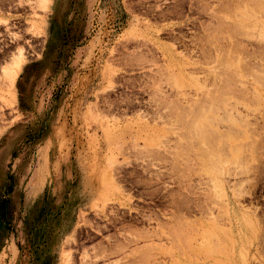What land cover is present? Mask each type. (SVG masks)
Here are the masks:
<instances>
[{
  "label": "rangeland",
  "instance_id": "1",
  "mask_svg": "<svg viewBox=\"0 0 264 264\" xmlns=\"http://www.w3.org/2000/svg\"><path fill=\"white\" fill-rule=\"evenodd\" d=\"M260 4L0 0V264H264Z\"/></svg>",
  "mask_w": 264,
  "mask_h": 264
},
{
  "label": "bare ground",
  "instance_id": "2",
  "mask_svg": "<svg viewBox=\"0 0 264 264\" xmlns=\"http://www.w3.org/2000/svg\"><path fill=\"white\" fill-rule=\"evenodd\" d=\"M247 1H248V0H247ZM263 1H264V0H263ZM252 3H253V2H252ZM260 3H261V2H260ZM261 5H264V4H260V6H261ZM251 7H253V6H251ZM254 7H255V6H254ZM263 8H264V7H263ZM263 8H261V9H263ZM252 9H253V8H252ZM258 9H259V8H258ZM261 9H260V11H261ZM254 10H255V9H254ZM263 10H264V9H263ZM263 10H262V11H263ZM260 11H259V12H260ZM234 12H235V11H234ZM249 14H250V13H249ZM253 14H254V12H253ZM219 15H220V14H219ZM246 16H248V15L246 14ZM249 16H251V15H249ZM255 16H256V14H255ZM234 17H235V15H234ZM257 17H258V16H257ZM245 18H246V17H245ZM247 18H248V17H247ZM249 18H250V17H249ZM250 19H251V18H250ZM256 22H257V20H256ZM257 23H258V22H257ZM237 24H239V23L237 22ZM252 24H253V23H252ZM252 24H251V25H252ZM227 25H228V24H227ZM227 25H226V26H227ZM233 25H234V24H233ZM239 25H240V24H239ZM263 25H264V24H262V26H263ZM223 26H224V25H223ZM254 26H255V25H254ZM230 27H232V26H230ZM234 27H235V25H234ZM240 27H242V26H240ZM240 27H239V28H240ZM247 27H248V26H247ZM255 27H256V26H255ZM257 27H258V26H257ZM237 28H238V27H237ZM237 28H236V29H237ZM245 28H246V25H245ZM229 29H230V28H229ZM232 29H233V27H232ZM211 30H212V29H211ZM234 30H235V28H234ZM238 30H240V29H238ZM241 30H242V29H241ZM248 31H249V30H248ZM254 31H255V30H254ZM254 31H253V32H254ZM207 32H208V31H207ZM219 32H220V31H219ZM229 32H230V31H229ZM231 32H234V31H231ZM258 32H259V31H258ZM221 33H222V31H221ZM221 33H220V34H221ZM225 33H226V32H225ZM238 33H239V32H238ZM250 33H251V31H250ZM234 34H235V33H234ZM236 34H237V33H236ZM236 34H235V35H236ZM243 34H244V33H243ZM263 34H264V33H263ZM246 35H247V34L245 33V37H246ZM251 35H253V34H251ZM254 35H255V34H254ZM259 35H260V34H259ZM259 35H258V36H259ZM248 36H249V35H248ZM258 36H257V37H258ZM223 37H224V35H223ZM228 37H231V36L229 35ZM243 37H244V36H243ZM249 37H250V36H249ZM231 38H232V37H231ZM247 38H248V37H247ZM210 39H211V38H210ZM219 39H220V38H219ZM224 39H225V38H224ZM217 40H218V39H217ZM233 41H234V40H233ZM215 42H216V41H215ZM231 42H232V41H231ZM213 43H214V42H213ZM232 43H233V42H232ZM232 43H231V44H232ZM231 44H230V45H231ZM236 47H237V46H236ZM206 48H207V47H206ZM234 48H235V47H234ZM231 49H232V48H231ZM219 50H220V49H219ZM226 50H227V49H226ZM229 50H230V49H229ZM241 51H242V50H241ZM258 51H259V50H258ZM263 51H264V50H263ZM220 52H221V51H220ZM220 52L218 53L219 57H220ZM225 53H226V52H225ZM238 53H239V52H238ZM235 54H236V53H235ZM241 54H242V52H241ZM259 54H260V53H259ZM224 56H225V55H224ZM226 56H228V53H227ZM233 56H234V55H233ZM236 56H237V55H236ZM236 56H235V57H236ZM219 57H218V59H219ZM228 57H229V56H228ZM239 57H240V56H239ZM247 57H248V56H247ZM229 58H230V57H229ZM229 58H228V59H229ZM231 58H232V57H231ZM236 58H237V57H236ZM243 58H244V57H243ZM221 59H222V58H221ZM232 59H233V58H232ZM237 59H238V58H237ZM241 59H242V58H241ZM244 59H246V58H244ZM20 60H21V59H20ZM229 60H230V59H229ZM234 60H236V59H234ZM238 60H239V59H238ZM238 60H236V62H238ZM244 61H245V60H244ZM244 61H243V62H244ZM224 62H225V61H224ZM231 62H232V61H231ZM231 62H230V63H231ZM241 62H242V60H241ZM241 62H240V63H241ZM243 62H242V63H243ZM20 63H21V62H20ZM228 63H229V61L227 62V64H228ZM240 63H239V64H240ZM258 63H259V62H258ZM14 64H15V63H14ZM227 64H226V65H227ZM236 64H237V63H236ZM244 64H245V63H244ZM233 66H234V65H233ZM238 66H241V65H238ZM218 67H219V66H218ZM229 67H230V64H229ZM231 67H232V66H231ZM242 67H243V65H242ZM242 67H241V68H242ZM245 67H246V66H245ZM226 68H228V66L225 67V69H226ZM236 68H237V67H235V69H236ZM229 69H230V68H228V69H226V70H229ZM244 69H245V68H244ZM230 70H231V69H230ZM246 70H247V69H246ZM243 71H245V70H243ZM261 71H263V69H262ZM217 72H218V71H217ZM226 72H227V71H226ZM226 72H225V73H226ZM236 72H239V71L236 70L235 73H236ZM228 73H229V72H228ZM231 73H232V71H231ZM242 73H243V72H242ZM17 74H18V73H17ZM179 75H180V74H179ZM221 75H222V74H221ZM224 75H226V74H224ZM238 75L240 76V74H238ZM243 75H244V73H243ZM173 76H174V75H173ZM227 76H228V74H227L225 77H227ZM232 76H233V73H232ZM239 76H238V77H239ZM180 77H181V76H180ZM217 77H218V76H217ZM229 77H231V76L229 75ZM222 78H223V77H222ZM222 78H221V79H222ZM221 79H220V80H221ZM223 79H224V78H223ZM178 80H179V79H178ZM181 80H182V79L179 80V83H178V84L181 83V82H180ZM226 80H227V79H226ZM221 81H222V80H221ZM221 81H220V82H221ZM223 81H224V84H225V80H223ZM238 81H239V80H238ZM240 81H241V80H240ZM174 82H176V80H175ZM215 82H216V81H215ZM243 82H244V81H243ZM226 83H227V82H226ZM236 83H237V82H236ZM236 83H235V84H236ZM176 84H177V83H176ZM217 84H218V83H217ZM211 85H213V84H211ZM230 85H231V84H230ZM178 86H179V85H178ZM181 86H182V84H181ZM215 86H216V85H215ZM225 86L228 87L227 84H226ZM217 87H218V85H217ZM219 88H220V87H219ZM222 88L224 89L225 87H222ZM228 88H229V87H228ZM231 88H233V87H231ZM212 89H213V88H212ZM212 89H211V90H212ZM215 89H216V88H215ZM215 89H214V90H215ZM211 90H210V91H211ZM217 90H218V89H217ZM220 90H221V89H220ZM218 92H219V91H218ZM218 92H217V97H218V95H219ZM236 92H237V91H236ZM211 93H212V92H211ZM214 93H215V91H214ZM222 93H223V91H222ZM240 93H241V92H240ZM244 94H245V93H244ZM244 94H242V95L244 96ZM207 95H208V94H207ZM211 95H214V94L212 93ZM212 97L215 98V96H212ZM220 97H222V95H220ZM220 97H218V98L220 99ZM214 98H213V99H214ZM213 99H212V100H213ZM216 99H217V98H216ZM210 100H211V99H210ZM227 100H228V99H227ZM208 101H209V100H208ZM208 101H206V102H207V103L211 102V101H209V102H208ZM215 101L217 102V100H215ZM215 101H214V102H215ZM223 101H224V100H223ZM174 102H175V101H174ZM201 102H202V101H201ZM225 102H226V101H225ZM211 103H212V102H211ZM171 104H172V103H171ZM209 104H210V103H209ZM235 104H236V103H235ZM169 105H170V104H169ZM178 105H179V104H178ZM214 105L216 106L217 104H214ZM176 106H177V105H176ZM176 106H175V108H176ZM170 107H171V105H170ZM216 107H218V106H216ZM216 107H215V108H216ZM178 108H179V106L177 107V110H178ZM210 108H212V106H211ZM226 108H227V107H226ZM235 108H236V107H235ZM170 109H171V108H170ZM189 109H190V108H188V110H189ZM192 109H193V108H191V111H192ZM225 110H226V109H225ZM175 111H176V110H175ZM175 111H174V112H175ZM181 111H182V110H181ZM225 112H226V111H225ZM227 112H228V111H227ZM194 113H195V112H194ZM194 113H193V114H194ZM178 114H179V113H178ZM180 115H181V114H180ZM191 115H192V112H191ZM194 116H195V115H194ZM194 116L192 115V117H194ZM222 116H223V115H222ZM190 117H191V116H190ZM194 118H196V117H194ZM235 119H236V118H235ZM186 126H187V125H186ZM186 129H187V127L185 128V130H186ZM188 130H189V129H188ZM192 130H193V129H192ZM198 131H199V130H198ZM198 131H196V130L194 131V130H193L192 132H195V133H196V132H198ZM201 131H202V130H201ZM231 131H232V130H231ZM188 132H189V131H188ZM187 134H188V133H187ZM193 134H194V133H192L191 135H193ZM201 134H202L201 132H200V134H199V132H198V137H197V138H202V136H203V139H205V138H204V134H202V136H200ZM188 135H189V134H188ZM191 135H190V136H186V135H185V136H186L187 139H188V137H189V139H191V138H193V136H191ZM211 135H212V134H211ZM211 135L209 134V136H211ZM196 136H197V134H196ZM199 136H200V137H199ZM209 136H208V134H207V138H208ZM108 137H109V136H108ZM224 137H225V136H224ZM227 137H228V136H227ZM231 137H232V136H231ZM194 138H195V140H196V137H194ZM232 138H233V137H232ZM110 139H111V138H110ZM229 139H230V138H229ZM195 140H194V141H195ZM221 140H222V139H221ZM188 141L191 142L190 140H188ZM188 141H187V143H188ZM196 141H197V142H198V141L203 142V141H201V139H200V140L197 139ZM211 141H213V140H211ZM216 141H218V140H216ZM185 142H186V140H185ZM192 142H193V141H192ZM213 142H215V141H213ZM227 142H228V141H227ZM193 143H194V142H193ZM209 143H210V142H209ZM223 143H224V142H223ZM253 143H254V142H253ZM195 144H196V143H195ZM200 144H201V143H200ZM204 144H205V143H204ZM204 144H203V145H204ZM211 144H212V143H211ZM216 144H217V143H216ZM216 144H215V145H216ZM251 144H252V142H251ZM187 145H191V144H187ZM187 145H186V146H187ZM193 145H194V144H193ZM215 145H213V147H214ZM182 146H183V145H182ZM195 146H196V145H195ZM200 146H202V144L199 145V147H200ZM204 146H205V145H204ZM204 146H202V147H203V150L206 148V147L204 148ZM219 146H220V145H219ZM219 146H218V147H219ZM222 146H223V145H222ZM228 146H229V144H228ZM231 146H232V145H231ZM233 146H235V145H233ZM176 147H177V146H176ZM209 147H210V146H209ZM209 147H208V145H207V148H208V149H209ZM213 147H211V149H212ZM192 148H193V147H192ZM195 148H197V146H196ZM233 148H234V147H233ZM245 148H246V146H245ZM247 148H248V147H247ZM188 149H190V148H188ZM188 149H187V150H188ZM201 149H202V148H201ZM208 149H207V150L205 149L204 151H208ZM214 149H217V148L215 147ZM242 149H243V147H242ZM175 150H176V149H175ZM197 150H199V148H198ZM236 150H238V149H236ZM182 151H183V150H182ZM184 151H185V150H184ZM197 152H198V151H197ZM197 152H196V153H197ZM213 152H215V153H212V154H214V155L217 154V156L215 155L214 157H218V156H219V154H218L217 151H214V150H213ZM216 152H217V153H216ZM188 153H189V152H188ZM193 153H194V152H193ZM199 153H200V154H203L201 151H200ZM206 153H207V152H206ZM172 154H173V153H172ZM175 154H178V153H175ZM183 154H185V153H183ZM204 154H205V153H204ZM208 154H209L208 157L210 158V156H211V155H210V152H209ZM252 154H253V153H252ZM173 155H174V154H173ZM179 155H180V154H179ZM205 155H207V154H205ZM180 156H181V155H180ZM185 157H186V156H185ZM200 157H201V155H200ZM200 157H199V158H200ZM203 157H204V155H203ZM208 157L205 156L204 158H208ZM211 157H212V156H211ZM226 157H227V155H226ZM201 158H202V157H201ZM201 158H200V159H201ZM209 158H208V159H209ZM218 158H219V157H218ZM221 158H222V157H221ZM241 158H242V157H241ZM179 159H180V158H179ZM183 159H184V158H183ZM200 159H199V160H200ZM208 159H207V160H208ZM210 159H211V158H210ZM216 159H217V158H216ZM235 159H236V158H235ZM238 159H239V158H238ZM193 160H194V158H193ZM211 160H212V159H211ZM223 160H226V161H227V158H225V159L223 158ZM223 160H222V161H223ZM240 160H241V159H240ZM177 161H178V160H177ZM179 161H180V160H179ZM181 161H182V160H181ZM187 161H189V160L187 159ZM205 161H206V160H205ZM205 161H204V163H205ZM212 161H213V160H212ZM212 161H211V163H212ZM208 162H209V161H206V163H208ZM216 162H218V161H216ZM219 162H220V161H219ZM242 162H243V161H242ZM185 163H186V162H185ZM202 163H203V161H202ZM204 163H203V165H204ZM206 163H205V164H206ZM209 163H210V162H209ZM246 163H247V162H246ZM180 164H181V163H180ZM193 164H194V163H193ZM217 164H218V163H217ZM219 164H220V163H219ZM178 165H179V164H178ZM170 166H171V165H170ZM183 166H184V165H183ZM205 166H206V165H205ZM206 167H207V166H206ZM215 168H216V167H215ZM220 168H222V167H220ZM191 169H192V168H191ZM215 170H216V169H215ZM215 170L213 169V171L216 173ZM222 170H223V169H222ZM217 171H218V170H217ZM219 171H220V169H219ZM179 172H180V171H179ZM191 172H192V171H191ZM221 172H222V171H221ZM221 172H220V173H221ZM189 173H190V172H189ZM220 173H217V174H220ZM183 174H184V173H183ZM186 174H187V173H186ZM191 174H192V173H191ZM221 174H222V173H221ZM189 175H190V174H189ZM214 175H216V174H214ZM181 176H182V175H181ZM184 177H185V176H184ZM191 177H192V176H191ZM181 178H182V177H181ZM216 178H217V177H216ZM186 179H187V178H186ZM182 182H183V181H182ZM179 201H180V200H179ZM181 217H182V216H181ZM127 228H128V227H127ZM128 231H129V230H128ZM210 233H211V232H210ZM152 235H153V234H152ZM149 236H150V235H149ZM71 237H72V236H71ZM71 237H68V238H67V240H66L67 243H70V242L73 243V241H75V239H74L73 237H72V239H71ZM127 238H128V236H127ZM129 238H130V237H129ZM77 241H79V240H77ZM81 241H82V240H81ZM130 241L132 242V240H130ZM133 242H135V241L133 240ZM79 243H80V241H79ZM79 243H78V245H80ZM134 245H135V244H134ZM80 246H81V245H80ZM111 246H112V245H111ZM77 247H79V246H77ZM113 247H115V246H113ZM74 248H75V247H74ZM82 248H83V247H82ZM84 248H85V247H84ZM108 248H109V247H108ZM110 248H111V247H110ZM115 248H116V247H115ZM76 249H77V248H76ZM86 249H87V248H86ZM86 249H85V250H86ZM83 250H84V249H83ZM110 250H111V249H110ZM112 250H114V249H112ZM115 251H117V250H115ZM82 252H83V251H82ZM85 253H86V252H85ZM87 253H88V252H87ZM87 253H86V254H87ZM95 253H97V252H95ZM107 253L109 254V252H105V254H107ZM134 253H135V252H134ZM72 254H73V253H72ZM98 254H99V253H97V255H95V254L93 253V255H94L96 258H93L94 256H92L91 253H90V255L88 254V255H89V258H88V259H91L90 257H92V259H91V260H87V261H84V260L87 259V258H85V257L83 256L84 260L82 259V260L80 261V262H81L80 264H88L89 262L92 263V261H93V263L95 262L94 264H96V262H97L99 259H102V257H103V256L101 255L102 257L99 258L98 256H100V254H99V255H98ZM83 255H84V254H83ZM70 256H71V255L68 254V255H67V258L65 259V262H66L67 264H68V262L71 260V257H70ZM74 256H75V255H74ZM74 256H73V257H74ZM104 257L107 258L108 256H104ZM146 257H147V256H146ZM63 258H65V256H64ZM98 258H99V259H98ZM142 258H143V257H142ZM94 259H96V260L98 259V260H97V261H96V260L94 261ZM104 259H105V258H104ZM77 260H78V259H77ZM141 260H142V259H141ZM63 261H64V260H63ZM72 262H73V261H72ZM87 262H88V263H87ZM143 262H144V261H143ZM147 262H148V261H147ZM90 263H89V264H90ZM113 263L116 264L114 261H113ZM74 264H75V263H74Z\"/></svg>",
  "mask_w": 264,
  "mask_h": 264
}]
</instances>
